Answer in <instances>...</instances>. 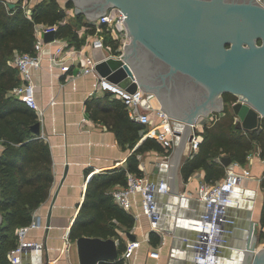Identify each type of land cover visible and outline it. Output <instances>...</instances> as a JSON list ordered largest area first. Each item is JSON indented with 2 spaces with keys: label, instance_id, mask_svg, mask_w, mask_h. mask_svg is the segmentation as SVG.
<instances>
[{
  "label": "water",
  "instance_id": "obj_1",
  "mask_svg": "<svg viewBox=\"0 0 264 264\" xmlns=\"http://www.w3.org/2000/svg\"><path fill=\"white\" fill-rule=\"evenodd\" d=\"M73 2L77 13H85L90 22L103 16L109 6L124 11L131 41L122 57L110 56L99 61L97 71L130 92L140 87L156 95L161 107L183 124L172 166V196L180 194V168L191 132L196 130L195 123L202 115L224 111L225 92L238 96L230 106L237 116V127L247 131L261 128L264 119V0ZM15 5L8 2L9 7ZM56 36V30L46 32L44 41H53ZM40 125L38 121L32 126L34 133L40 134ZM195 134L200 131L196 130ZM221 161L225 166L233 162L228 155L222 156ZM240 190L236 188L232 201H239ZM243 193L248 195V200L243 202L248 217L245 241L238 248L225 249V245L221 261L224 255L236 252L242 254L245 264H264V245L257 244L264 237L258 234L261 220L252 218L254 191ZM55 198L54 195L52 205ZM51 219L52 206L45 222L44 247ZM2 222L0 212V226ZM126 233L130 239L136 238L132 231ZM75 243L78 264H101L120 259L118 240L113 237L82 235Z\"/></svg>",
  "mask_w": 264,
  "mask_h": 264
},
{
  "label": "crops",
  "instance_id": "obj_2",
  "mask_svg": "<svg viewBox=\"0 0 264 264\" xmlns=\"http://www.w3.org/2000/svg\"><path fill=\"white\" fill-rule=\"evenodd\" d=\"M18 1L5 0L7 6L8 2L17 3ZM34 1L36 0H30V3ZM59 1L65 7L68 0ZM66 12L68 19L77 13L74 6L67 8ZM56 46V41L45 45L42 51V65L34 73L36 97L43 114L39 116L36 113L41 123L40 134L34 133L33 130L32 132L50 146L54 181L50 197L33 213L34 217L40 218L42 225L32 229L28 237L42 241L44 244L45 222L52 206L51 226L47 235V246H43L41 251H29L24 254L23 261L31 264H78L76 243L69 238V233L84 202L90 178L95 173L106 170L127 168L129 157L136 153L140 175L157 186L166 184L169 190L168 192L156 191L154 200L159 215L156 223L146 215H141L139 219H135L134 227L128 230L136 235L135 239L140 240L134 264H191L194 251L187 245L185 239L195 238L197 233L195 224L201 212L206 209L205 202L198 196L201 183L206 182L205 171L196 170L188 180H184L180 174V194L178 197L172 196L170 185L177 140L171 149L162 145L163 150L149 148L137 152L139 145L147 137H151L145 136L144 126L140 130L141 136L136 144L131 146L128 142L122 143L116 130L111 126L112 117L106 118L101 110L96 111L92 106L89 107L90 100L102 97L106 93L102 90L96 91V76L93 73H80V59L64 63L51 61L49 54ZM91 53L96 58H102L105 50L93 49ZM94 90L95 93L92 94ZM146 103L154 107L161 105L159 98L154 94L146 95ZM231 111L233 112L232 109ZM224 114L225 112L222 111L221 116ZM233 114L235 115L234 112ZM235 120L237 121L236 115ZM211 121V117L209 119L205 117L200 127L203 129L204 125L210 124ZM4 148L3 141L0 140V155ZM168 150L170 151L167 152ZM190 154L191 148L188 141L184 159ZM241 164L250 168L254 177L245 179L239 189L247 187L246 191H252L253 186L250 183H253V179H257L258 188L256 189L264 194L261 187L264 161L259 156H254L252 160ZM228 167L226 166V169ZM118 186L120 185L113 188ZM54 195L56 198L52 205ZM245 195L243 193V196L238 198L239 201L234 200L229 206L227 218L232 223L226 234L229 236V239H226L229 243L226 244L225 249L238 248L244 241L248 226V217L243 205V202L248 200V195ZM135 197L136 203L131 210H128L131 213L141 211L142 194L138 193ZM255 197L257 194L254 196L252 218L260 221L264 196L259 200ZM126 232V230L121 231V235L124 242L128 243L131 239ZM152 232L158 234L160 237L158 241L152 240ZM153 251L158 252V255H152ZM226 257L230 261L234 258L233 254Z\"/></svg>",
  "mask_w": 264,
  "mask_h": 264
},
{
  "label": "trees",
  "instance_id": "obj_3",
  "mask_svg": "<svg viewBox=\"0 0 264 264\" xmlns=\"http://www.w3.org/2000/svg\"><path fill=\"white\" fill-rule=\"evenodd\" d=\"M22 2L19 0L14 7H8L5 0H0V140L5 146L0 155V212L3 216L0 264H12L8 252L17 244V229L32 221L34 210L50 197L54 181L50 146L32 132V126L38 122L37 114L12 92L21 79L11 61L17 53L34 52L35 25L38 23L57 25V37L66 39L69 44L81 46L86 38L78 32L87 22L84 13H76L68 19L66 9L74 6L73 0H68L65 7L59 0H36L31 3V15L26 13ZM88 32L93 33L94 29ZM104 38L116 53L118 40L107 32ZM223 96L225 114L221 116L220 112H214L211 123H206L201 131L198 151L187 156L181 164L180 173L184 180L196 170L203 169L206 182L213 183L226 174L222 156L228 155L233 161L246 163L249 153L260 151L264 154V119L259 130L247 131L237 127L235 115L229 107L237 100V95L225 92ZM91 106L104 112L106 118L112 117L111 126L122 143L133 146L139 141L144 125L131 119L122 99L106 92L104 96L90 100ZM149 148L164 149L156 138L147 137L137 152ZM128 172L141 174L136 153L129 157L127 168L106 170L90 178L84 202L70 228V239L74 241L82 235L113 237L118 240L120 252L125 249L121 231L132 229L135 217L115 202L112 189L127 184ZM261 187L264 191V175ZM261 226L264 236V202ZM151 237L154 241L160 238L155 232ZM101 264L125 262L118 259Z\"/></svg>",
  "mask_w": 264,
  "mask_h": 264
},
{
  "label": "built area",
  "instance_id": "obj_4",
  "mask_svg": "<svg viewBox=\"0 0 264 264\" xmlns=\"http://www.w3.org/2000/svg\"><path fill=\"white\" fill-rule=\"evenodd\" d=\"M22 7L28 15H31L32 6L30 0H23ZM86 21V24L78 30L80 36L86 35L85 41L81 46L69 44L66 39L58 38L57 36L55 40L45 42L44 34L51 30L57 31L58 26L43 23L36 24L34 52L17 53L11 61L18 69L21 79V82L13 88V94L34 109L39 116H42L43 110L39 106L36 97L34 73L42 65V51L45 45L56 41V48L49 54L51 61L64 63L69 60L74 62L75 59H80V73H93L96 76V91L110 92L122 99L129 116L145 126V136L156 138L165 148L171 149L174 147L175 140L178 139L183 129V124L176 122L161 105L158 107H154L152 104L146 105V95L150 93L140 87L136 91L130 92L126 88L121 87L117 82H113L106 76H102L96 69L97 63L107 57H122L126 50V45L131 41L124 11L117 6H109L103 16H99L91 22L90 18L86 17ZM91 29H94L93 33L88 32ZM105 32L110 33L114 39L118 40L116 53L106 43L104 38ZM93 49H104V57L96 58L91 53ZM93 93H95V90ZM213 117L214 115L211 116V119ZM202 122H204V117L195 123L196 130L200 131V134H195L196 130H192L191 132L192 137L189 139L191 154L196 153L199 149L202 140V128L200 127L202 126ZM254 156H259L264 161V154H261L260 151L249 153L247 160H252ZM253 176L250 168L237 161H233L232 165L226 169V174L223 177L213 183H201L198 196L205 202L206 209L201 212L197 223L195 222L197 229L195 238L192 240L185 239L187 245L194 251L191 264L221 263L222 248L226 245V234L232 223L227 218L229 205L232 203V196L236 188L245 179ZM157 190L168 192L169 187L166 184L157 186L134 172H128L127 184L114 188L112 195L121 207L131 210L136 203V194L141 193V211H136L133 215L135 219H139L141 215H146L156 223L159 219L154 200ZM41 225L40 218L33 216L29 224L20 226L17 229V244L8 252V258L12 264H31L23 261V255L29 251L38 252L43 249L42 241L28 237L32 229L38 228ZM139 246L140 240H129L126 243L125 249L120 254V259H123L125 264H134ZM152 255L157 256L158 252L153 251Z\"/></svg>",
  "mask_w": 264,
  "mask_h": 264
},
{
  "label": "rangeland",
  "instance_id": "obj_5",
  "mask_svg": "<svg viewBox=\"0 0 264 264\" xmlns=\"http://www.w3.org/2000/svg\"><path fill=\"white\" fill-rule=\"evenodd\" d=\"M74 7L76 8V4H75V2H74ZM85 14V13H84ZM86 15V14H85ZM259 42V41H258ZM226 105V104H225ZM231 106V103L229 104V107ZM214 112H216V111H214ZM214 112H210L208 115H205V116H200V118H205V117H208V118H210L211 116H213L214 115ZM254 177V176H253ZM252 178V177H251ZM253 183H250L253 187H252V191H254L255 193H254V196H256V194H257V197H255L256 199L258 198V200L259 199H261V198H263V196H264V194H262V193H260L259 192V189H256V188H258V181H257V179H253V181H252ZM242 189L238 192V194H237V197H241V196H243V192L246 190V188L247 187H241ZM250 188V187H249ZM251 189V188H250ZM257 190H258V192H257ZM254 200V199H253ZM260 231L258 232V234L260 235V233H262V226H260ZM262 235V234H261ZM66 237H67V234H66ZM66 241H67V238H66ZM74 242H75V240H74ZM258 246H262V245H264V237H261V239H259L258 240ZM226 254V253H225ZM233 256H234V258H232L231 259V261L230 260H228V258L225 256V258H224V260L222 261V262H224V264H227V263H229V264H245V261H244V257L242 256V254H236V252L235 253H233ZM236 262V263H235ZM223 264V263H222Z\"/></svg>",
  "mask_w": 264,
  "mask_h": 264
},
{
  "label": "bare ground",
  "instance_id": "obj_6",
  "mask_svg": "<svg viewBox=\"0 0 264 264\" xmlns=\"http://www.w3.org/2000/svg\"><path fill=\"white\" fill-rule=\"evenodd\" d=\"M244 241H245V239H244ZM244 241H243V242H244Z\"/></svg>",
  "mask_w": 264,
  "mask_h": 264
}]
</instances>
